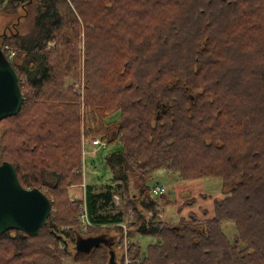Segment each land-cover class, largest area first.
I'll list each match as a JSON object with an SVG mask.
<instances>
[{
    "label": "trees",
    "instance_id": "trees-1",
    "mask_svg": "<svg viewBox=\"0 0 264 264\" xmlns=\"http://www.w3.org/2000/svg\"><path fill=\"white\" fill-rule=\"evenodd\" d=\"M26 5L31 29L0 41L22 94L19 112L0 120V164L52 202L36 235H0V264H109L112 248L77 252L76 242L129 215L118 264H264V0H0V13ZM82 135L119 148L104 158L110 184L85 185L72 202ZM158 170L230 190L211 215L173 225L148 184ZM134 236L158 242L143 250Z\"/></svg>",
    "mask_w": 264,
    "mask_h": 264
},
{
    "label": "rangeland",
    "instance_id": "rangeland-1",
    "mask_svg": "<svg viewBox=\"0 0 264 264\" xmlns=\"http://www.w3.org/2000/svg\"><path fill=\"white\" fill-rule=\"evenodd\" d=\"M33 16L34 12L28 5H26V7L24 6L22 8L17 9L16 13H0V41L2 36H14L15 34L23 35L25 33L27 34V32L31 29V22ZM49 46H51V44ZM80 94H82L81 90ZM115 119H117V116H111L106 121L109 123L113 122ZM86 138L91 139L90 137ZM118 148L119 145L116 140L107 143L106 148L99 149L97 151L94 147L89 149L87 146L88 150L86 151H88L89 153L84 154L85 156H83L81 150L82 168L80 173L83 177V183L80 186H73L71 187V189L69 188V194L73 198H70L72 202L77 200V198L83 197L85 185H94L95 187L99 188L106 184H110V172L108 171L103 162L107 154L111 153L112 151ZM148 184L150 185V187L153 186V184H158L164 187L165 192L162 194V196H160V198L162 197L160 199L161 220L171 223L173 225L178 221L180 216H186L189 212H194L200 215V210L205 209L206 211H208L209 215H211L213 200H221L222 198L227 196V193L230 190V187L228 185L223 184L218 178L207 177L192 180H182L177 173L168 172L165 170H158L152 173L150 179L148 180ZM200 194H206L209 195V197L200 198ZM189 198H195V204L193 206L185 207L183 211H181V213L177 212L178 207L184 201L189 200ZM114 199V202H116L117 206H120L119 197L117 196V198ZM131 219L132 215H129V217L126 218L121 225H118L119 227H117L119 231L118 240L122 239V247L116 248V245H118L119 241L117 240V236H115V234L113 233L114 242H112L114 244V248H112V251L114 253L117 252L116 255H124V253L126 252V248L130 244V237L128 236L130 231L127 226L129 225ZM122 226L123 228H121ZM77 229L82 232L86 231V229H84L83 225L81 224L79 218ZM222 230L227 237H232V235L235 234V228L232 223H223ZM104 237L106 239H109L110 235ZM139 240L143 250H145V246L147 244H155L158 242V240L155 238L143 236H140ZM135 242L138 243L137 241ZM75 263L72 260H64L63 262V264Z\"/></svg>",
    "mask_w": 264,
    "mask_h": 264
},
{
    "label": "water",
    "instance_id": "water-1",
    "mask_svg": "<svg viewBox=\"0 0 264 264\" xmlns=\"http://www.w3.org/2000/svg\"><path fill=\"white\" fill-rule=\"evenodd\" d=\"M16 74L0 49V120L17 114L21 108L22 94ZM17 179L10 163L0 164V235L9 230H19L34 236L44 226L51 211V202L40 190L23 188ZM89 241H77L76 251H89L92 247ZM110 255L112 261L113 251Z\"/></svg>",
    "mask_w": 264,
    "mask_h": 264
},
{
    "label": "built area",
    "instance_id": "built-area-1",
    "mask_svg": "<svg viewBox=\"0 0 264 264\" xmlns=\"http://www.w3.org/2000/svg\"><path fill=\"white\" fill-rule=\"evenodd\" d=\"M7 49H8V47L4 48V50H7ZM13 55H14V51H11L9 53V55L7 56L8 60L11 59V57ZM87 146L89 149L94 147L97 151L99 149L106 148L107 142L105 140H102L100 137H95V138L89 139V138H86L85 136L82 135V137H81V150H82L83 156H85L84 154L89 153L88 151H86V150H88ZM163 191L164 190L161 187H154L152 189L153 195H155L157 197L162 195ZM115 198H117V197H115ZM71 199H73V198H71ZM79 209H80V214L78 215V217H79L80 222L83 225L84 229H87V227L90 226V222H89L88 216H86L87 215L86 206L82 205V206H80ZM121 228H123V226Z\"/></svg>",
    "mask_w": 264,
    "mask_h": 264
},
{
    "label": "crops",
    "instance_id": "crops-1",
    "mask_svg": "<svg viewBox=\"0 0 264 264\" xmlns=\"http://www.w3.org/2000/svg\"><path fill=\"white\" fill-rule=\"evenodd\" d=\"M155 185H158V184H153V186H155ZM71 189V188H70ZM69 189V190H70ZM68 190V191H69ZM70 192V191H69ZM75 194V193H74ZM72 195H73V193H72ZM76 195V194H75ZM70 198H72L71 197V195H70ZM145 216H146V219H148L149 218V216L147 215V214H145ZM119 227V226H118ZM113 233L115 234V236H117V240H118V235H119V231H118V229H115V228H113V227H111V228H102V231H100L99 233H96L94 236L93 235H91L90 237H86L85 239H89L90 241L89 242H91L92 243V247L93 246H96V245H103V246H105V247H107L108 249H109V251H110V249L111 248H114L113 247ZM112 234V235H111ZM107 235H110V238L109 239H106L104 236H107ZM134 239H136V240H134ZM134 239H132L133 241H137L138 242V244L140 245V247H141V249H142V246H141V244H140V240H139V236H134ZM116 240V241H117ZM113 241V242H112ZM118 242V241H117ZM149 244H147L146 246H145V248L148 246ZM91 247V248H92ZM118 247V245H116V248ZM117 250V249H116ZM117 253V252H116ZM116 253H114L113 252V255H112V258H113V260L112 261H110L109 262V264H118L119 263V261H120V256H121V252L119 253L120 255H116Z\"/></svg>",
    "mask_w": 264,
    "mask_h": 264
},
{
    "label": "bare ground",
    "instance_id": "bare-ground-1",
    "mask_svg": "<svg viewBox=\"0 0 264 264\" xmlns=\"http://www.w3.org/2000/svg\"><path fill=\"white\" fill-rule=\"evenodd\" d=\"M154 187H161V188H163V190H164L163 193L165 192L164 187H162L161 185H155V186H153V188H154ZM153 188H152V189H153ZM152 194H153V193H152ZM154 196H155V195H154ZM160 196H161V195H160ZM160 196H159V197H160ZM88 227H89V226H88Z\"/></svg>",
    "mask_w": 264,
    "mask_h": 264
}]
</instances>
